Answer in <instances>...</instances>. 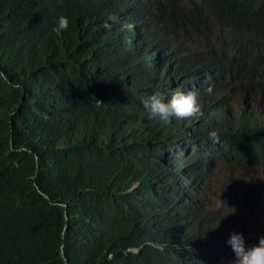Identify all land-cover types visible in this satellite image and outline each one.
Returning a JSON list of instances; mask_svg holds the SVG:
<instances>
[{
  "label": "trees",
  "instance_id": "obj_1",
  "mask_svg": "<svg viewBox=\"0 0 264 264\" xmlns=\"http://www.w3.org/2000/svg\"><path fill=\"white\" fill-rule=\"evenodd\" d=\"M178 52L227 65L246 102L199 85L198 119L148 120ZM0 74V264L231 255L210 175L264 168V0H0ZM263 207L264 187L238 217Z\"/></svg>",
  "mask_w": 264,
  "mask_h": 264
},
{
  "label": "clouds",
  "instance_id": "obj_2",
  "mask_svg": "<svg viewBox=\"0 0 264 264\" xmlns=\"http://www.w3.org/2000/svg\"><path fill=\"white\" fill-rule=\"evenodd\" d=\"M109 19L115 21L117 18L110 16ZM68 27V17L61 15L58 18V30L67 31ZM105 27H109V25L106 24ZM173 57H177L182 66V71L175 77L174 83L178 84L180 90L173 92L167 99L160 93H153L148 96L143 102L148 120L168 123L172 118L185 121L198 119L202 115L198 100L199 85L205 86L206 91L219 98L233 97L239 102H246L240 98L238 88L232 87L229 83L226 76L227 65H219L208 60H198L193 55L178 52L174 56L173 54L170 55L169 70L172 66ZM209 136L213 141L219 140V135L215 130L210 131ZM227 243L235 253L234 264H264V236L258 238L257 244L246 247L243 235L233 232L230 234Z\"/></svg>",
  "mask_w": 264,
  "mask_h": 264
},
{
  "label": "rangeland",
  "instance_id": "obj_3",
  "mask_svg": "<svg viewBox=\"0 0 264 264\" xmlns=\"http://www.w3.org/2000/svg\"><path fill=\"white\" fill-rule=\"evenodd\" d=\"M221 161L217 165L215 173L210 175V181L217 189L215 195L220 190L226 192V197L220 201L216 197H212V206L223 210V215L231 214L236 221L233 222L229 232H238L244 237L245 246L251 247L258 243V238L263 236L261 233L264 222V207L258 211H254L247 219H239L241 207L246 198L252 196L253 192H258L264 187V168H257L250 174L243 173L236 167ZM236 260L235 253L230 256L219 259L221 264H234Z\"/></svg>",
  "mask_w": 264,
  "mask_h": 264
},
{
  "label": "water",
  "instance_id": "obj_4",
  "mask_svg": "<svg viewBox=\"0 0 264 264\" xmlns=\"http://www.w3.org/2000/svg\"><path fill=\"white\" fill-rule=\"evenodd\" d=\"M261 233L264 235V222H263V227Z\"/></svg>",
  "mask_w": 264,
  "mask_h": 264
}]
</instances>
